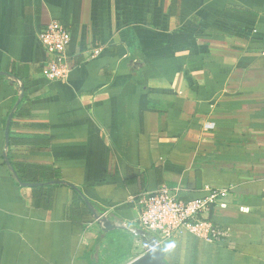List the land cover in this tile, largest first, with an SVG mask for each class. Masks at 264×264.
<instances>
[{
  "label": "crops",
  "instance_id": "0c3cea01",
  "mask_svg": "<svg viewBox=\"0 0 264 264\" xmlns=\"http://www.w3.org/2000/svg\"><path fill=\"white\" fill-rule=\"evenodd\" d=\"M52 22L70 31L65 81L41 73ZM13 162L60 182L23 185ZM206 184L231 187L213 220L232 238L182 234L178 264L195 239L196 264H264V0H0V264H126L138 239L94 214L134 223L140 192Z\"/></svg>",
  "mask_w": 264,
  "mask_h": 264
},
{
  "label": "built area",
  "instance_id": "2783aa9c",
  "mask_svg": "<svg viewBox=\"0 0 264 264\" xmlns=\"http://www.w3.org/2000/svg\"><path fill=\"white\" fill-rule=\"evenodd\" d=\"M38 39L46 53L42 66V75L50 80L65 81L70 72L66 48L70 42V31L60 23L52 22L38 34ZM205 129H213L214 123H204ZM205 195L185 200L173 187L160 186L153 191H143L131 198L136 210L134 223L121 221L113 217L108 209L94 214L91 224L103 228L108 222L135 236L142 253L149 246L158 245L165 250V245L175 240L183 232L211 244H229L232 229L229 225L213 220L217 209H226L231 187L204 186ZM240 212H248V207L239 206Z\"/></svg>",
  "mask_w": 264,
  "mask_h": 264
},
{
  "label": "trees",
  "instance_id": "16d2710c",
  "mask_svg": "<svg viewBox=\"0 0 264 264\" xmlns=\"http://www.w3.org/2000/svg\"><path fill=\"white\" fill-rule=\"evenodd\" d=\"M15 76H17L18 74L15 73ZM22 86L24 87V92L22 94L21 99H24L26 97V91L28 90L25 81H22ZM17 111L19 112H24V108L23 107H17ZM22 114V113H21ZM24 141L23 138L21 137H14L12 135V137L10 136L9 138V143H20ZM8 145V142H7ZM11 166L14 169V172L17 176V179L21 182H31V183H44L50 180H54L55 178H57V173L55 171V169L50 166V165H36V164H30V163H23V162H13L11 164ZM58 182H60V180L56 179ZM76 189V188H75ZM78 191V189H76ZM203 195H205V192L203 193ZM113 233H115L117 236H125L122 232L119 231H112ZM128 234V233H127ZM183 234V235H182ZM181 235V237H185L187 235L196 238L198 240H201L195 236H193L192 234L188 233V232H183ZM194 240L192 243V247H191V253H190V257H189V264H196L197 263V258H198V242L197 240ZM178 241L179 240H173L168 242L165 245V251H166V255H165V261L168 264H178V257H177V245H178ZM203 241V240H201ZM171 244L172 247L169 248L168 245ZM207 244H211V243H207ZM214 247L219 248V250H224L226 249V247L224 245L221 244H211ZM120 249H116L115 250V254L117 255V257L119 258V262L121 260H123L125 257L122 256L120 257Z\"/></svg>",
  "mask_w": 264,
  "mask_h": 264
},
{
  "label": "water",
  "instance_id": "95a60500",
  "mask_svg": "<svg viewBox=\"0 0 264 264\" xmlns=\"http://www.w3.org/2000/svg\"><path fill=\"white\" fill-rule=\"evenodd\" d=\"M24 92V87L21 86L20 87V94L22 95ZM11 116L12 114L10 113L7 121H6V125H5V143L7 145L8 142V130H9V124H10V120H11ZM15 177L16 174H15ZM58 182L57 180L54 181H50V182H46V183H56ZM21 184L23 185H39L41 183H31V182H21ZM69 186L75 188V185L72 183H67ZM117 228V226L112 225L110 223H106L105 226L102 228L103 231H107L110 229H114ZM145 245H147L146 250L139 256L135 257L134 259H132L131 261L127 262L126 264H168L165 261V255H166V251L164 249H162L160 246L155 245V246H149V242H145Z\"/></svg>",
  "mask_w": 264,
  "mask_h": 264
},
{
  "label": "clouds",
  "instance_id": "9594fccd",
  "mask_svg": "<svg viewBox=\"0 0 264 264\" xmlns=\"http://www.w3.org/2000/svg\"><path fill=\"white\" fill-rule=\"evenodd\" d=\"M168 247H169V248H171V247H172V245H171V244H169V245H168Z\"/></svg>",
  "mask_w": 264,
  "mask_h": 264
},
{
  "label": "rangeland",
  "instance_id": "374dc122",
  "mask_svg": "<svg viewBox=\"0 0 264 264\" xmlns=\"http://www.w3.org/2000/svg\"><path fill=\"white\" fill-rule=\"evenodd\" d=\"M179 237H177L175 240H177Z\"/></svg>",
  "mask_w": 264,
  "mask_h": 264
}]
</instances>
